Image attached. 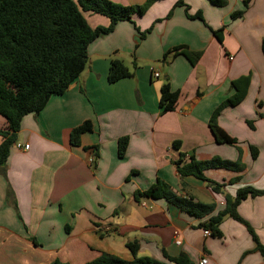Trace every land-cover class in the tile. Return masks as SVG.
<instances>
[{
	"label": "crops",
	"instance_id": "1",
	"mask_svg": "<svg viewBox=\"0 0 264 264\" xmlns=\"http://www.w3.org/2000/svg\"><path fill=\"white\" fill-rule=\"evenodd\" d=\"M177 1L157 0L143 15H134V22L120 20L96 37L88 44L84 69L67 90L51 96L38 113L22 117L15 141L28 148L12 146L0 166V264L55 259L85 264L101 253L131 261L127 242L137 244V256L156 260L182 252L193 264L203 257L205 264H264V194L246 197L236 207L255 238L228 214L218 224V236L197 226L224 209L226 193L234 196L245 185L264 187V0H226L223 6L182 0L174 6ZM197 11L202 19L186 15ZM234 11L240 16L232 18ZM82 14L91 28L109 24L104 15ZM220 27L221 41L212 33ZM178 45L201 51L194 65L182 54L164 58ZM114 59L133 75L108 82ZM240 75L250 76L246 96L215 118L236 144L218 143L208 121L232 95L230 82ZM165 81L179 95L174 110L162 112L159 88ZM86 119L92 130L81 134L80 145L70 144V129ZM5 127L0 116V129ZM122 136L128 142L119 157ZM250 146L257 149L255 158ZM180 152L182 163L190 156H218L243 166L205 170L207 178L223 184V193H216L201 179L179 176L173 161ZM156 179L185 198L214 203L213 209L194 217L163 198L134 197Z\"/></svg>",
	"mask_w": 264,
	"mask_h": 264
},
{
	"label": "trees",
	"instance_id": "2",
	"mask_svg": "<svg viewBox=\"0 0 264 264\" xmlns=\"http://www.w3.org/2000/svg\"><path fill=\"white\" fill-rule=\"evenodd\" d=\"M157 0H145L142 4L123 5L110 0H0V116L6 121V127L0 129V166H3L8 157L10 148L16 140V133L20 128V121L26 114L38 113L51 96L63 94L73 83L87 62L88 44L101 34L110 32L120 20L133 21V16L143 15L149 6ZM214 6H223L226 0H208ZM178 0L174 6L182 5ZM91 11L109 18L105 27L91 28L82 12ZM171 14V10L167 16ZM241 11L231 13L232 18L240 16ZM188 18H201V12L187 14ZM137 28V27H136ZM151 27L139 32L140 38ZM138 29V28H137ZM216 38L221 41L222 28L212 30ZM264 53V38L261 41ZM172 53L182 54L194 65L201 51H190L185 45H178L164 53V58ZM134 65V64H133ZM133 73L121 60H111L107 81L115 82L124 77H131ZM250 83L249 75H240L231 80L234 89L231 96L223 100L212 112L208 121L209 129L218 143L236 144V139L222 130L215 121L216 116L226 106H234L246 96ZM179 90H171L168 81L159 88L158 104L162 112L174 110ZM251 124L250 121H247ZM92 123L86 119L71 128L68 133L72 145H80L82 133L90 132ZM128 142L127 136L117 140V155L123 156ZM173 146L178 148L179 142ZM88 150L89 147H84ZM250 155L255 158L257 149L249 147ZM93 167L97 152L93 154ZM185 155L179 153L173 161L179 176H194L207 183L213 192L223 193L222 183L206 177L205 170L211 168H242L239 160L230 161L218 156L206 160H197L193 156L183 162ZM239 159V158H238ZM264 194L261 189L245 185L236 189L234 196L224 195L225 206L207 222L197 226L210 231L212 235H220L218 224L221 218L228 214L235 220L243 223L250 234H255L249 224L236 212V207L242 199ZM136 199L140 197L163 198L166 202L181 211L194 217H201L210 212L214 203H203L185 198L174 192L168 184L156 179L146 190L134 192ZM33 240V238H32ZM126 246L133 255L131 261L124 260L116 255L101 253L85 264H193L185 253L176 257L165 256V260H156L148 256H137V244L127 242ZM47 264H68L60 260H53Z\"/></svg>",
	"mask_w": 264,
	"mask_h": 264
},
{
	"label": "built area",
	"instance_id": "3",
	"mask_svg": "<svg viewBox=\"0 0 264 264\" xmlns=\"http://www.w3.org/2000/svg\"><path fill=\"white\" fill-rule=\"evenodd\" d=\"M155 76H158V73H155L154 74ZM13 147H15V148H17V149H27L28 148V145H21L20 143H18L17 141H14V143H13ZM92 156L90 157V160L92 161ZM210 233V231L209 230H207V229H205L204 230V234L205 235H207V234H209ZM176 243L177 244H179L180 242L177 240L176 241ZM206 261H207V259H206V257H203V258H201L199 261H198V263L197 264H205L206 263Z\"/></svg>",
	"mask_w": 264,
	"mask_h": 264
}]
</instances>
